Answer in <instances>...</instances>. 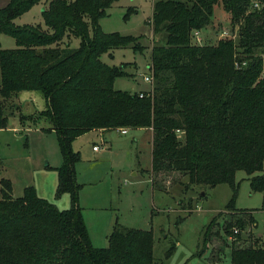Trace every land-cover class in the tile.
Returning a JSON list of instances; mask_svg holds the SVG:
<instances>
[{"label":"trees","instance_id":"1","mask_svg":"<svg viewBox=\"0 0 264 264\" xmlns=\"http://www.w3.org/2000/svg\"><path fill=\"white\" fill-rule=\"evenodd\" d=\"M111 1L6 0L0 6V34L15 44L0 48V129L4 107L13 106L18 92H39L44 107L28 117L50 123L61 156L55 195L70 199L69 208L59 210L31 185L12 197L9 180L0 178V264L155 263L149 229L114 223L106 245L93 246L77 204L79 152L72 141L118 128L150 131L153 186L162 187L154 176L176 173L186 185L229 186L220 238L229 245L228 260L221 245L207 264H264V239L250 231L247 239L240 237L254 222L251 211L234 208L238 170L250 190L264 194V0H152L148 24L161 38L150 47V90L141 96L113 89V79L126 75L124 63L109 66L99 59L112 49L140 47L131 36L100 29ZM38 3L43 25L14 22ZM217 8L229 15L235 37L195 43L193 31L207 27ZM214 220L201 232L198 256L208 247Z\"/></svg>","mask_w":264,"mask_h":264},{"label":"rangeland","instance_id":"2","mask_svg":"<svg viewBox=\"0 0 264 264\" xmlns=\"http://www.w3.org/2000/svg\"><path fill=\"white\" fill-rule=\"evenodd\" d=\"M4 3L5 0H0V6ZM40 9L41 5L35 4L14 22L43 25ZM151 13L152 0H112L98 20L103 32L131 36L140 46L133 49L127 45L100 55L99 59L109 66L125 64L126 75L113 79V89L150 90V83L143 76L148 75L150 47L161 38L151 33L148 24ZM213 16L209 25L197 32L196 43H214L224 35L235 37L227 13L217 8ZM77 42L73 38L71 46ZM14 45L12 37L0 34V48ZM30 93L35 97L28 98ZM13 101L11 108L4 107L6 124L0 129V178L9 180L12 197L20 196L22 189L31 185L37 196L57 209L69 208L67 193L55 195V168L61 164V156L51 125L44 118L28 117L37 113V108H43L40 105L43 98L39 93L23 91ZM20 115L24 118L20 119ZM126 130V134H119V130L112 129L102 136L88 131L71 143L72 149L79 152L74 163L75 180L80 185L77 204L91 244L105 246L112 225L117 223L151 231L154 264H207L208 259L216 258L221 245L225 252L222 259L227 261L229 245H223L220 238L224 236L222 223L228 217L225 206L230 197L229 186L186 185V177L177 173L154 176V184L162 187L153 186L148 166L150 133L144 129ZM93 144L98 146L97 151L91 150ZM234 181L237 183L234 208L250 210L254 219L240 237L247 239L250 231L252 237L264 239V194L250 190L241 170L235 172ZM211 220L215 225L208 247L198 256L195 251L201 232Z\"/></svg>","mask_w":264,"mask_h":264},{"label":"crops","instance_id":"3","mask_svg":"<svg viewBox=\"0 0 264 264\" xmlns=\"http://www.w3.org/2000/svg\"><path fill=\"white\" fill-rule=\"evenodd\" d=\"M5 2H6V0H5ZM142 90H144V89H141V90H138V91H136V92H141ZM23 91H28V90H23ZM23 91H20V92H23ZM31 92H36V93H39V92H37V91H32V90H30ZM20 92H18V93H20ZM31 94V95H30ZM30 94H28L27 96H28V98L29 97H31V99L32 98H34L35 97V95H34V93H30ZM40 94V93H39ZM18 95V94H17ZM41 95V94H40ZM42 97V96H41ZM37 98V97H36ZM43 98V97H42ZM40 105L42 106V107H44V100H43V102H40ZM43 108H40V109H36L35 110V112H38V111H40V110H42ZM116 130H118V129H116ZM134 130H136V129H134ZM137 130H141V129H137ZM144 130H148V129H144ZM93 132H96L97 134H101V136L103 135V133H106L107 132V130H92ZM119 134H126L127 132H125V133H120V131H117ZM148 132L150 133V131L148 130ZM81 136V135H80ZM79 136H77L76 138H78ZM75 138V139H76ZM101 142H104V139L103 140H101ZM94 145V144H93ZM92 147V146H91ZM92 150V149H91ZM93 151V150H92ZM149 169H150V162H149Z\"/></svg>","mask_w":264,"mask_h":264},{"label":"built area","instance_id":"4","mask_svg":"<svg viewBox=\"0 0 264 264\" xmlns=\"http://www.w3.org/2000/svg\"><path fill=\"white\" fill-rule=\"evenodd\" d=\"M197 32L198 31H193V33H192V35H193V40H194V42L196 43V42H199V38H198V36H197ZM198 44V43H197ZM150 77L149 76H143V80L144 81H146V82H148V83H150ZM138 94H139V96H141L142 95V93L141 92H138ZM119 131H120V133H125L127 130H126V128H119L118 129ZM91 149L93 150V151H97L98 150V146L97 145H92V147H91ZM233 232L235 233L236 232V230H233Z\"/></svg>","mask_w":264,"mask_h":264}]
</instances>
